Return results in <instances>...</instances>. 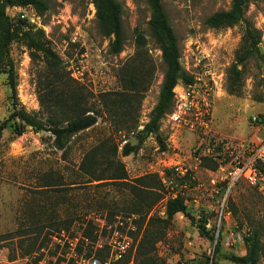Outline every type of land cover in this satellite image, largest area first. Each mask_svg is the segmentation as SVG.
I'll return each instance as SVG.
<instances>
[{
  "label": "rangeland",
  "instance_id": "1",
  "mask_svg": "<svg viewBox=\"0 0 264 264\" xmlns=\"http://www.w3.org/2000/svg\"><path fill=\"white\" fill-rule=\"evenodd\" d=\"M43 1L49 7L43 15L31 7H12L6 11L7 17L11 25L21 22L23 32H43L42 42L60 58L67 71H75L81 78L79 82L94 97L93 105L100 117L93 128L73 138L65 154L53 148V138L47 132L28 128L21 136L9 130L1 133L0 264H72L64 259L70 242L80 254L104 261L107 249L97 246L106 243L109 226L118 223L132 225L133 245L122 260L111 264H140L147 258L156 264H233L229 258L244 256L245 240L254 234L262 244L259 264H264V198L244 182L226 193L223 182L230 162L227 148L244 157L253 137L259 135L252 119L264 123V0H248L245 13L246 21L261 34L258 50L262 59L252 56L243 64H237L242 51V24L222 30H212L204 24L212 14L227 11L231 0H162L179 41L180 58L188 64H182L184 72H192L195 58L204 52L219 77L211 133L201 139L183 127L168 125L167 116L161 120L158 133L139 134L157 104L164 71L161 53L150 37L147 0H119L125 44L118 55L110 54L109 40L97 30L91 0ZM137 34L144 38L147 61L143 62L145 69L151 70L152 79L141 98L132 102L131 120L124 121L112 112L102 111L97 100L102 93L119 91L117 72L133 57ZM9 58L14 66L16 90L14 97L7 75L0 74V124L12 114L15 104L28 114L40 111L36 86L40 59L32 62L29 50L19 41L10 46ZM234 65L241 71L242 87L237 95L226 90L228 73ZM170 137L179 147L176 154L168 147ZM203 140L219 146L221 162L196 158L195 147ZM103 141L109 150L117 146L116 159L122 163L128 183L146 175L160 180L172 162L183 161L192 170L190 181L174 178V192L187 202V212L172 217L147 257L136 255L146 224L139 218L143 213L130 215L133 199L126 187L109 181L87 183L79 171L83 154ZM125 144L137 146L138 150L124 157L121 151ZM213 162L219 165L211 170ZM169 192L162 184L158 192L162 200L152 207L148 217L164 218L165 204L171 199ZM205 221L208 235H201L199 225ZM88 222H92L90 236L84 239ZM154 224L149 231L155 230ZM74 238L76 241H72Z\"/></svg>",
  "mask_w": 264,
  "mask_h": 264
},
{
  "label": "trees",
  "instance_id": "2",
  "mask_svg": "<svg viewBox=\"0 0 264 264\" xmlns=\"http://www.w3.org/2000/svg\"><path fill=\"white\" fill-rule=\"evenodd\" d=\"M91 4L95 10L98 32L109 40L110 54H120L125 44L122 4L119 0H91ZM147 6L150 12L148 21L150 37L161 53L164 71L157 104L150 113L148 123L139 132L145 136L158 133L161 120L172 109L173 89L177 85L188 86L193 83L192 76L186 74L182 68L179 41L163 10L162 0H147ZM247 6L248 0H231L227 11L214 13L204 22L205 26L212 30H222L242 24L244 27L242 51L237 64H243L252 56L262 59L258 50L261 34L246 21ZM12 7H31L38 15L46 13L49 7L43 0H0V74L7 75L8 86L15 97L16 76L13 62L9 58V48L13 43L21 42L29 50L31 61L35 62L36 59H40L42 64L37 73L36 85L40 111L37 114H28L15 104L12 114L0 124V135L3 131L9 130L14 136H21L28 128L34 132H47L53 138V148L65 154L73 138L96 125L100 112L94 107V97L90 96L85 86L71 77V73L67 71L60 58L42 42V31L33 34L30 30L23 32L21 22L15 26L11 25L6 11ZM144 46L143 36L137 34L133 57L119 67L117 72L119 91L102 93L97 100L102 111L112 112L124 121L131 120L130 113L132 112L129 110L132 109V102L141 98V94L148 89V81L152 79L151 70H146L144 66V62L147 61L146 53L143 51ZM240 76L241 71L237 70V65H234L227 77L226 90L229 94L237 95L241 91ZM137 150V146L125 144L121 155L129 156ZM117 152V146L109 150L106 148L105 141L100 142L83 154L79 171L87 178V183L109 181L112 184L126 187L128 195L133 199L130 215L139 216L143 213L139 218L142 223L146 224L144 236L136 248V255L147 257L153 252L156 242L162 238V230L167 228L172 217L187 212V202L177 195L166 202L164 218L148 217L152 207L162 200V196L158 194L162 189L161 181L155 175H146L128 183L126 171L122 163L116 159ZM201 160L214 161L208 158ZM214 162L212 164L215 166L211 170L219 165ZM102 168L103 170H100ZM182 180L187 181V179ZM44 187L47 188V186ZM71 222L73 220L68 224ZM155 222V230L149 231V228L155 226ZM206 224L207 221L199 225V234L208 235L205 230ZM91 225L92 222L87 223L88 228L83 232L82 238L90 236ZM149 235L151 237L147 240ZM245 243V255L230 257L229 261L233 264H259L262 255V244L259 237L254 234L246 238ZM140 264H156V262L147 258V261L143 259Z\"/></svg>",
  "mask_w": 264,
  "mask_h": 264
},
{
  "label": "built area",
  "instance_id": "3",
  "mask_svg": "<svg viewBox=\"0 0 264 264\" xmlns=\"http://www.w3.org/2000/svg\"><path fill=\"white\" fill-rule=\"evenodd\" d=\"M20 17L24 18L25 16L21 15ZM199 55L198 58H195L192 72H188L192 76L193 83L188 86L177 85L173 89V112L171 111L172 113L166 116L169 119L168 125L170 123L173 127H183L187 129L186 132L197 135V138L201 139V137L208 138L207 135L211 133L212 109L219 86V77L213 68L211 59L204 52H200ZM180 61L181 64H186L184 59L180 58ZM186 66L188 67V64ZM71 76L77 81L81 80L77 77L75 71L72 72ZM252 122L253 125H257L259 135L253 137L245 150V156L242 158L234 155V150L227 148L231 152L229 154L230 162L223 175V182L225 183L226 193L237 183L244 182L264 198V123H258L256 118H253ZM168 131L171 132L172 130ZM170 138L171 141H167L168 147L176 154L179 147L175 140L172 137ZM218 148V145L213 146L210 141L207 143L203 140L196 145L194 152L197 153L196 158H208L215 162H221L223 160L222 153L218 152L220 151ZM219 171L223 172L224 170L220 167ZM174 178L192 180L191 168L183 161L172 162L161 173L160 180L170 190L171 199L179 195L178 192H174L176 188ZM228 215L229 213H227ZM133 218L134 216H132ZM109 229L105 238L106 243L103 246L100 244L97 246L99 249H103V247L107 249L106 260L103 261L93 256L86 257L80 254L76 245L71 242L69 243L71 246L67 247L68 250L65 251L64 259H67V263L71 262L72 264H111L119 262L133 245L130 234L133 227L132 225L124 226L122 223H118L113 227L109 226ZM72 241H76V239L74 238Z\"/></svg>",
  "mask_w": 264,
  "mask_h": 264
}]
</instances>
